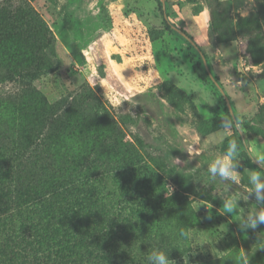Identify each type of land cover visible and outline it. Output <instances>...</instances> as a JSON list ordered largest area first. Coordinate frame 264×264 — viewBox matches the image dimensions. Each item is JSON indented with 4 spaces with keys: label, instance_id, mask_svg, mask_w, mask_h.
I'll return each mask as SVG.
<instances>
[{
    "label": "rangeland",
    "instance_id": "rangeland-1",
    "mask_svg": "<svg viewBox=\"0 0 264 264\" xmlns=\"http://www.w3.org/2000/svg\"><path fill=\"white\" fill-rule=\"evenodd\" d=\"M24 1L56 60L33 86L49 102L87 94L190 203L194 224L168 233L179 249L170 264H264V223H249L264 212L252 180L264 184V0ZM21 88L0 78V96ZM217 161L228 176L212 171Z\"/></svg>",
    "mask_w": 264,
    "mask_h": 264
},
{
    "label": "trees",
    "instance_id": "trees-1",
    "mask_svg": "<svg viewBox=\"0 0 264 264\" xmlns=\"http://www.w3.org/2000/svg\"><path fill=\"white\" fill-rule=\"evenodd\" d=\"M11 3L0 14V78L22 88L0 96V264H154L149 253L173 255L168 233L184 236L194 224L190 203L168 193L141 140L133 146L87 94L49 102L33 86L54 68L53 37L32 6Z\"/></svg>",
    "mask_w": 264,
    "mask_h": 264
},
{
    "label": "clouds",
    "instance_id": "clouds-1",
    "mask_svg": "<svg viewBox=\"0 0 264 264\" xmlns=\"http://www.w3.org/2000/svg\"><path fill=\"white\" fill-rule=\"evenodd\" d=\"M219 164V173L222 176H228L229 175V171H228V164L227 162H220L217 161L216 163H214L212 165V171L215 172L216 171V165ZM252 180L254 182V186H255V190L257 192V198L259 199V192L260 189L264 188V184H261L258 181V177L253 176ZM228 210L231 211V205H228ZM261 222L264 223V212H261L258 214V216L255 219H252L249 221L250 225L255 228L257 222ZM151 259L153 260L154 264H170V261L167 257V255L164 252H157V253H153L151 256Z\"/></svg>",
    "mask_w": 264,
    "mask_h": 264
},
{
    "label": "water",
    "instance_id": "water-1",
    "mask_svg": "<svg viewBox=\"0 0 264 264\" xmlns=\"http://www.w3.org/2000/svg\"><path fill=\"white\" fill-rule=\"evenodd\" d=\"M162 1V6H163V0H161ZM174 27V26H173ZM184 38H186L195 48H196V50H198V48H197V46L195 45V43L188 37V36H186L185 34H184V32L182 31V30H180V29H177V28H175ZM198 52H199V50H198ZM201 54V53H200ZM201 59H202V63H203V65H204V68H205V70L209 73V70H208V65H207V62H206V59L202 56V54H201ZM210 74V73H209ZM210 77H211V79L214 81V83L216 84V86L218 87V89L220 90V92L222 93V94H224L223 93V91H222V89L220 88V86L218 85V83L212 78V76L210 75ZM226 98V97H225ZM227 108H228V110H229V112H230V114H232V110H231V106H230V104L227 102ZM240 135H241V138L242 139H244L243 138V136H242V133H241V131H240Z\"/></svg>",
    "mask_w": 264,
    "mask_h": 264
}]
</instances>
